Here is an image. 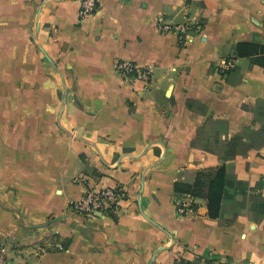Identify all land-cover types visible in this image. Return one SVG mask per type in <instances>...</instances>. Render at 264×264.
Wrapping results in <instances>:
<instances>
[{
	"label": "crops",
	"instance_id": "0c3cea01",
	"mask_svg": "<svg viewBox=\"0 0 264 264\" xmlns=\"http://www.w3.org/2000/svg\"><path fill=\"white\" fill-rule=\"evenodd\" d=\"M99 1L79 21V0H0L9 264H264V219L238 208L224 225L227 202L212 218L189 194L180 214L175 190L227 158L240 191L264 203V0ZM160 15L194 26L184 46ZM238 43L259 48L241 56ZM117 59L155 65L152 80L123 78ZM116 185L117 213L77 221L70 206L87 186Z\"/></svg>",
	"mask_w": 264,
	"mask_h": 264
},
{
	"label": "built area",
	"instance_id": "2783aa9c",
	"mask_svg": "<svg viewBox=\"0 0 264 264\" xmlns=\"http://www.w3.org/2000/svg\"><path fill=\"white\" fill-rule=\"evenodd\" d=\"M100 7L99 0H79L78 20L84 21L89 16L95 14ZM157 28L160 32L175 33L181 46L187 42L188 36L194 30V26L189 22L169 24L165 15H160L157 21ZM236 61L234 57L226 60L221 68V72L226 74L234 68ZM113 68L116 73L125 79H142L146 82L152 80L155 65L139 66L135 62L123 59L114 61ZM124 188L120 185L107 187L87 186L85 192L79 200L72 202L71 210L77 221L83 223L89 218H94L96 213H117L121 201L125 198ZM187 198H190L188 195ZM176 205L180 214H186L191 210V201L184 198H177ZM8 249L6 244L0 240V264H9Z\"/></svg>",
	"mask_w": 264,
	"mask_h": 264
},
{
	"label": "trees",
	"instance_id": "16d2710c",
	"mask_svg": "<svg viewBox=\"0 0 264 264\" xmlns=\"http://www.w3.org/2000/svg\"><path fill=\"white\" fill-rule=\"evenodd\" d=\"M235 48L237 53L245 56L256 54L259 46L238 43ZM247 48H252V51L248 50L244 52L243 50ZM258 62L264 65V60L259 59ZM236 141L232 139L230 143L238 145ZM203 174L206 176V179H198L194 184H183L178 180L175 189L178 198L182 199L185 194L194 197H204L207 200L208 215L212 218L222 217V203L227 202L229 211L234 214L230 219H222L224 225L235 223L239 215L238 208L248 210L250 218L255 222L264 219V203L260 201V198L250 194L248 191H240V186L236 182L235 165L233 162L228 163L227 158H221V165L219 167L205 170ZM262 184L259 183L258 186ZM184 264L190 263L185 262Z\"/></svg>",
	"mask_w": 264,
	"mask_h": 264
}]
</instances>
